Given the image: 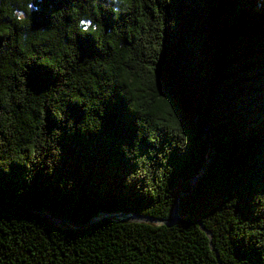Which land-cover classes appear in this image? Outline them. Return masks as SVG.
<instances>
[{
    "label": "trees",
    "instance_id": "16d2710c",
    "mask_svg": "<svg viewBox=\"0 0 264 264\" xmlns=\"http://www.w3.org/2000/svg\"><path fill=\"white\" fill-rule=\"evenodd\" d=\"M0 264H264V0H0Z\"/></svg>",
    "mask_w": 264,
    "mask_h": 264
},
{
    "label": "water",
    "instance_id": "95a60500",
    "mask_svg": "<svg viewBox=\"0 0 264 264\" xmlns=\"http://www.w3.org/2000/svg\"><path fill=\"white\" fill-rule=\"evenodd\" d=\"M204 170H202V172H203ZM43 217H45V218H47L48 219V221H50L52 224H58L60 221L59 220H57V219H54V218H52V217H50V216H47V215H44V214H41ZM112 217H120V218H124V219H126V220H130V221H133L134 219L133 218H130V217H128L126 214H121V215H117V216H112ZM112 217H107V218H112ZM136 218H137V220H143V218H141V217H137L136 216ZM179 218H180V216H179V214H178V212H177V210L174 212V215H173V220H172V222H171V224L170 225H173L174 223H176L178 220H179ZM103 219H105V218H102L101 220H103ZM99 222V221H98ZM70 225H72L71 223H69ZM203 229V228H202Z\"/></svg>",
    "mask_w": 264,
    "mask_h": 264
},
{
    "label": "clouds",
    "instance_id": "9594fccd",
    "mask_svg": "<svg viewBox=\"0 0 264 264\" xmlns=\"http://www.w3.org/2000/svg\"><path fill=\"white\" fill-rule=\"evenodd\" d=\"M16 19H17L18 21H20V20H21V18H20L19 16H17V17H16Z\"/></svg>",
    "mask_w": 264,
    "mask_h": 264
},
{
    "label": "rangeland",
    "instance_id": "374dc122",
    "mask_svg": "<svg viewBox=\"0 0 264 264\" xmlns=\"http://www.w3.org/2000/svg\"><path fill=\"white\" fill-rule=\"evenodd\" d=\"M128 217L133 218V219H137L136 217H132V216H128ZM119 218H120V217H119ZM122 219H124V218H122Z\"/></svg>",
    "mask_w": 264,
    "mask_h": 264
}]
</instances>
